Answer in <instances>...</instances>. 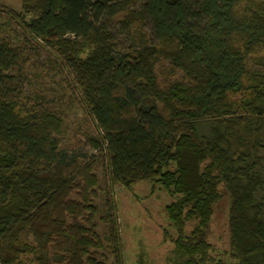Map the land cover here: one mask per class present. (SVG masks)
<instances>
[{"label":"trees","instance_id":"16d2710c","mask_svg":"<svg viewBox=\"0 0 264 264\" xmlns=\"http://www.w3.org/2000/svg\"><path fill=\"white\" fill-rule=\"evenodd\" d=\"M21 3L23 39L55 58L27 64L0 29V264H124L98 158L63 146L72 99L111 187L149 181L171 197L170 264H264V0ZM148 23L154 43L131 35ZM224 196L223 257L209 233Z\"/></svg>","mask_w":264,"mask_h":264},{"label":"rangeland","instance_id":"374dc122","mask_svg":"<svg viewBox=\"0 0 264 264\" xmlns=\"http://www.w3.org/2000/svg\"><path fill=\"white\" fill-rule=\"evenodd\" d=\"M21 4V0H0L1 34L11 41L14 47L23 48L24 51L26 49L27 53H24V55L27 64L36 60L49 64V60L55 58L49 51V46L42 40L39 42L43 47L38 46L35 42H25L21 30L22 19L14 20L12 18V14L15 16L22 13ZM116 30H113L114 34L125 43L127 41L125 33L121 32L122 34H120ZM141 32H143L141 36L139 31H134L131 35L141 40H146V42L154 43L149 23L144 28V31ZM31 47H37L38 49L35 51ZM47 69L50 68L47 67ZM43 73L45 72L43 71ZM42 77L44 78L40 76V80L44 82H40V84L46 85L47 89H55V85H51L48 82L47 75H42ZM55 80L57 81L58 79ZM24 88L26 93L29 94L31 92L27 84H24ZM75 94L74 96L81 101L80 95L76 91ZM62 101L65 102L66 97H63ZM72 101H75V108L71 110L68 108V113L66 114L67 133L63 146L68 152L73 154L88 153L98 158L99 167L97 174L102 188L98 206L101 216L104 215L107 192L109 190L113 191L124 264H170L168 257L173 249L172 240L176 234L168 221L165 209L171 202V197L158 185L153 187V184L149 181L138 182L133 185L132 189L117 184L111 187L106 162L103 159L104 152L100 153L92 150L89 145V137L99 138L100 133L95 121L87 114L85 108L78 104V101L74 99ZM228 222L229 199L224 196L214 209L209 233V242L215 249L216 254L223 257L227 256L230 246ZM106 231V224L99 222L98 232L103 234Z\"/></svg>","mask_w":264,"mask_h":264}]
</instances>
